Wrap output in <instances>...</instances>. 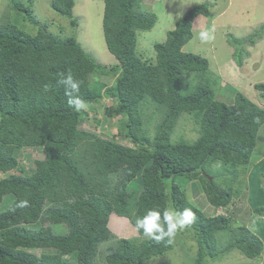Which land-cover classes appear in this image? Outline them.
Returning <instances> with one entry per match:
<instances>
[{"label":"trees","instance_id":"16d2710c","mask_svg":"<svg viewBox=\"0 0 264 264\" xmlns=\"http://www.w3.org/2000/svg\"><path fill=\"white\" fill-rule=\"evenodd\" d=\"M104 1L106 44L119 61L111 67L100 64L76 37L40 23L32 0L15 7L23 21L36 26L34 33L13 20L0 23V175L6 174L0 178V264H101L100 258L104 264H148L166 256L175 237L171 243L111 239V216L135 225L147 210L165 208L195 214L183 229L196 239L193 264H208L233 250L260 257L264 241L247 225L235 226L232 213L245 210L234 200L239 190L234 183L260 160L253 155L264 142V106L233 87L231 101L222 99L218 84L224 81L208 58L184 50L194 37V21L212 15L210 3L189 8L166 39L154 44L155 57L144 59L138 32L153 29L157 15L141 9L143 0ZM51 6L72 25L78 23L76 0H52ZM263 38L264 25L252 35L229 37L239 67L250 55L248 46ZM69 71L80 82L85 104L116 98L105 112L120 117L116 136L131 145L80 128L85 111L70 109L58 84L60 74ZM102 74L116 77L115 83L108 85ZM255 88L264 101V83ZM185 114L198 130L193 141L173 139ZM24 148L45 153L31 170L19 166ZM193 180L217 209L214 215L188 198L186 184ZM21 200L28 207H17ZM254 212L264 218V207ZM37 249L41 253L32 251Z\"/></svg>","mask_w":264,"mask_h":264},{"label":"rangeland","instance_id":"374dc122","mask_svg":"<svg viewBox=\"0 0 264 264\" xmlns=\"http://www.w3.org/2000/svg\"><path fill=\"white\" fill-rule=\"evenodd\" d=\"M205 1L211 5L212 15L198 17L197 25H193L194 37L185 45L184 50L208 58L210 68L216 75H221L225 83L221 81L218 84V86L221 85L220 93L224 96L222 99L226 101L232 99L234 96L233 88H235L242 91L257 104L264 106V101L255 88L256 83H264V38L255 45L248 46L247 51L250 55L245 59L243 67H239L233 60L234 48L228 43L229 37L243 38L252 35L264 25V0H143L141 9L155 13L158 22L153 29L138 32V54L144 59L155 57L154 44L166 39L167 31L175 27L176 20L189 8ZM18 2L28 5L30 0H0V23H8L13 20L19 27L34 33L33 27L36 26L23 21V15L16 10L15 3ZM32 2L35 16L40 23L46 24L50 31L60 33L62 36L76 37L102 65L111 67L119 63L106 44L103 29L104 0H76L73 14V17L78 21L76 25H72L70 18L58 14L52 8V0H32ZM61 26H63V31L60 30ZM213 26H215V39L209 43L200 42L198 33ZM99 78L109 84L115 82V77L106 74L100 75ZM105 103H109V101H102L100 104H86L84 108L86 119L81 123V128L98 135L113 137L120 143L131 145V142L116 136L122 120L119 119L120 117L110 118L105 112ZM152 110L153 107L150 106L146 112L152 113ZM151 128L153 129L154 126ZM261 134H264V128L261 130ZM179 136H185L191 141L198 136V130L193 119L187 114L180 118L173 139ZM259 152L261 153L258 154ZM44 156L45 153L41 148L38 150L24 148L18 155V161L27 170H31L34 167V160L43 159ZM257 157L260 160L249 168L250 172L246 177L241 178L239 183L238 181L234 183V189L239 187L237 196L234 194V200L237 197V205L244 206L245 210L238 214L232 213V216L235 226L247 225L254 233L264 234V225L259 224L263 218L254 212L257 207H264V142L259 141L258 143L253 159H257ZM225 180H231L230 175H227ZM198 183L197 180H193L186 184L188 198L206 215H214L217 209L210 205ZM7 204L8 201H5L2 207ZM220 212L226 214L224 211L220 210ZM109 226L112 231L111 239L128 237L140 243L142 239L147 237L139 233L135 225L127 218L117 214L111 216ZM55 230L61 231L62 227H55ZM174 237V248L166 256L153 259L148 264H162L163 262L193 264L192 259L197 253L196 239L192 237L190 232L183 229L178 230ZM32 251L41 253L40 249ZM263 253L261 257L249 258L240 251L233 250L216 261L209 260L208 264H264ZM100 262L104 264L103 258H100Z\"/></svg>","mask_w":264,"mask_h":264},{"label":"clouds","instance_id":"9594fccd","mask_svg":"<svg viewBox=\"0 0 264 264\" xmlns=\"http://www.w3.org/2000/svg\"><path fill=\"white\" fill-rule=\"evenodd\" d=\"M198 39L202 43H209L213 41L215 39V26H213L210 29H205L200 31L198 33ZM115 81H116V77H115ZM58 84L64 87V94L67 97V105L70 109L79 112L86 107L85 102L79 96L80 82L74 78L73 74L70 71L67 72L66 74L65 73L60 74V79L58 80ZM107 84L112 85L113 83L112 84L107 83ZM45 90H47V85H45ZM106 100H108L109 103H111V102H115L116 98L105 97L102 101L105 102ZM80 128H81V124H80ZM21 165L22 164L19 163V166ZM15 172H17V170ZM5 175L6 174H4V176L0 175L1 176L0 178L5 177ZM17 207H21V208L28 207V201L21 200L17 205ZM194 218H195V214L191 209L188 208L184 209L183 212H179V213L171 208H165L163 211H160L158 209H149L147 210L145 215L137 218L135 227L137 231L142 230L143 234L147 237H150L151 239H154L156 241H162L165 240V238H168L167 242L171 243L172 238H174L177 231L184 229L188 225H191L194 221Z\"/></svg>","mask_w":264,"mask_h":264},{"label":"crops","instance_id":"0c3cea01","mask_svg":"<svg viewBox=\"0 0 264 264\" xmlns=\"http://www.w3.org/2000/svg\"><path fill=\"white\" fill-rule=\"evenodd\" d=\"M197 21H198V18L194 21V26L197 25ZM259 224H260V225H264V218H263L262 220H260V223H259ZM257 234L261 237L262 240H264V237H263L264 234H263V233L261 234V233L258 232ZM263 255H264V253H263ZM260 257H261V256H260Z\"/></svg>","mask_w":264,"mask_h":264}]
</instances>
